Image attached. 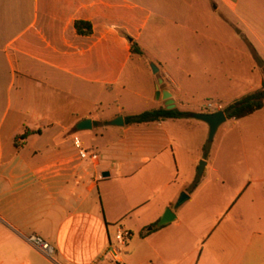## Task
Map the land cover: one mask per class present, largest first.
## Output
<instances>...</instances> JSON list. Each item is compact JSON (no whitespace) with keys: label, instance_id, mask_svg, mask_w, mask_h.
<instances>
[{"label":"crops","instance_id":"crops-1","mask_svg":"<svg viewBox=\"0 0 264 264\" xmlns=\"http://www.w3.org/2000/svg\"><path fill=\"white\" fill-rule=\"evenodd\" d=\"M241 2L206 0L205 15L232 13L262 56L264 10L255 3L250 23ZM192 9L193 0H0V264H264V179L244 182L230 198L221 190L226 200L219 205H193L208 186L201 180L193 189L202 159L193 155V128L203 127L190 114L203 112L193 109V95L183 94L167 64L147 56L145 33L154 19L208 37L213 25L202 15L193 25ZM78 21L92 33L80 35ZM142 81L151 84L149 95L137 88ZM119 89L150 103L136 114L166 108L155 96L168 90L189 117L114 126L136 114L116 99L119 111L107 116L97 99ZM70 97L93 108L60 118ZM85 119L93 128L78 130ZM205 161L204 173L211 166ZM184 192L189 200L177 208ZM168 209L175 220L160 226ZM121 228L131 237L117 256L111 248Z\"/></svg>","mask_w":264,"mask_h":264},{"label":"rangeland","instance_id":"rangeland-1","mask_svg":"<svg viewBox=\"0 0 264 264\" xmlns=\"http://www.w3.org/2000/svg\"><path fill=\"white\" fill-rule=\"evenodd\" d=\"M205 1L193 0L191 13L193 25L197 24L196 19L201 15L213 25L208 37L205 32L196 33L193 30V33H189L172 20L160 25V21L154 19L145 33L148 58L167 64L177 77L183 94L193 95L189 98L193 109L198 107L197 112L203 113L208 104L219 105L216 110L208 111H221L234 101L264 87V52L262 56L259 55L263 61L261 66L255 61L247 43V25L236 26L239 23L236 16L230 13V18L221 9L214 16L205 15V7L210 10L209 4L203 6ZM255 3L258 9L264 10V0H242L239 11L253 24ZM204 37H207L208 42L201 46ZM186 73H190V77ZM150 86L149 82L142 81L137 88L149 95ZM116 99L123 100L124 112L127 114H136L151 106L150 103L140 104L133 94L119 89L100 95L97 108L111 116L119 111L114 103ZM60 108L62 111L60 109L56 114L64 118L67 111L84 113L93 107L87 101L70 97L62 100ZM193 124L201 125L204 129L193 128V155L201 153L199 167L201 162L206 163V159L210 158L211 161L205 173L200 175L199 170L197 172L196 181L203 180L208 186L195 196L193 205H219L226 200L220 195L221 190L224 194L228 191L230 198L244 182L251 181L254 184L256 179H264V109L247 118L228 120L220 127L213 142L208 140L207 124L194 119Z\"/></svg>","mask_w":264,"mask_h":264},{"label":"trees","instance_id":"trees-1","mask_svg":"<svg viewBox=\"0 0 264 264\" xmlns=\"http://www.w3.org/2000/svg\"><path fill=\"white\" fill-rule=\"evenodd\" d=\"M76 29L77 32L80 35H90L92 33V28L89 24L84 22H76ZM84 28L85 31L83 30ZM133 52L134 53H141L140 49L137 47V44L133 43ZM250 51L252 56L254 57L255 61L263 66V61L261 57L259 56L256 48L249 44ZM264 109V87L260 88L254 92H251L242 98L234 101L230 105H228L224 111L228 117V120L231 119H243L250 117L257 113L258 111H261ZM189 117V113L181 112L178 109L174 110H167L165 107L159 108V109H153L144 111L140 114L127 116L125 118V122L128 125H134V124H147V123H155V122H161L169 119H182ZM30 133H27L26 135H29ZM25 135V136H26ZM198 185V182H196L193 185V189L196 188ZM156 228H158V225L153 227L147 234L154 231ZM146 235V234H145ZM141 236H144L143 233H141Z\"/></svg>","mask_w":264,"mask_h":264},{"label":"water","instance_id":"water-1","mask_svg":"<svg viewBox=\"0 0 264 264\" xmlns=\"http://www.w3.org/2000/svg\"><path fill=\"white\" fill-rule=\"evenodd\" d=\"M152 69L154 73L158 72V68L155 65H152ZM163 81L160 80V84H162ZM158 99H162L165 101L166 109L167 110H174L175 109V101L173 100V95L171 92L168 90H160L158 89L157 94H156ZM191 118L194 120L203 122L208 125L209 127V142H213L218 130L222 125H224L228 121V117L225 113L224 110L213 112V113H192L190 114ZM112 125L114 126H124L125 125V120L123 116H120L116 118L113 122ZM93 128V122L91 119H85L81 121L77 129L78 130H90ZM206 163L201 162L200 167H199V174L202 175L205 170ZM103 177H109V173H104ZM189 200V195L187 193H182L178 202L176 203V207L179 208L181 207L186 201ZM175 220V215L171 209H168L162 219L159 222L160 226L169 224Z\"/></svg>","mask_w":264,"mask_h":264},{"label":"built area","instance_id":"built-area-1","mask_svg":"<svg viewBox=\"0 0 264 264\" xmlns=\"http://www.w3.org/2000/svg\"><path fill=\"white\" fill-rule=\"evenodd\" d=\"M218 107H219L218 104L207 105L208 109L216 110ZM76 144L80 145L79 141H76ZM80 155L82 158L87 157V153L84 150L80 151ZM130 237H131V233L129 231L122 228L119 229L115 237V243L111 248L112 252L117 256L120 255L123 252L124 247L127 245V241L129 240ZM29 241L32 244L38 246L41 249V251H43L46 255L48 256L52 255L53 253L52 247L48 243L44 242L40 237L32 236L30 237Z\"/></svg>","mask_w":264,"mask_h":264}]
</instances>
